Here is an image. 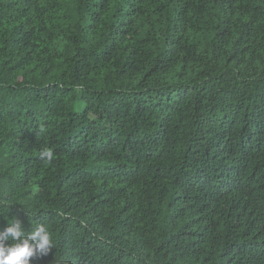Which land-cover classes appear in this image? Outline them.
Returning <instances> with one entry per match:
<instances>
[{
	"label": "trees",
	"instance_id": "obj_1",
	"mask_svg": "<svg viewBox=\"0 0 264 264\" xmlns=\"http://www.w3.org/2000/svg\"><path fill=\"white\" fill-rule=\"evenodd\" d=\"M0 211L30 264H264V0H0Z\"/></svg>",
	"mask_w": 264,
	"mask_h": 264
},
{
	"label": "clouds",
	"instance_id": "obj_2",
	"mask_svg": "<svg viewBox=\"0 0 264 264\" xmlns=\"http://www.w3.org/2000/svg\"><path fill=\"white\" fill-rule=\"evenodd\" d=\"M39 131L44 132L45 129L41 127ZM39 159L51 165L55 159L53 148L43 147L39 152ZM7 211H0V216ZM5 218L7 224L0 229V264H30L33 257L47 255L55 247L54 234L47 224L37 223L26 231L18 217Z\"/></svg>",
	"mask_w": 264,
	"mask_h": 264
}]
</instances>
